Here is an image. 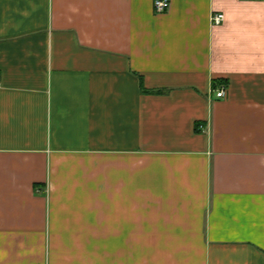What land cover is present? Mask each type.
Masks as SVG:
<instances>
[{"label":"crops","instance_id":"obj_1","mask_svg":"<svg viewBox=\"0 0 264 264\" xmlns=\"http://www.w3.org/2000/svg\"><path fill=\"white\" fill-rule=\"evenodd\" d=\"M0 81V264H264V0H0Z\"/></svg>","mask_w":264,"mask_h":264},{"label":"built area","instance_id":"obj_2","mask_svg":"<svg viewBox=\"0 0 264 264\" xmlns=\"http://www.w3.org/2000/svg\"><path fill=\"white\" fill-rule=\"evenodd\" d=\"M170 6V0H154V9L156 12H164L166 11ZM224 14L223 13H216L212 16V21L215 24H219L224 20ZM1 83V81H0ZM226 94L225 89L221 88L217 92L218 97H224Z\"/></svg>","mask_w":264,"mask_h":264},{"label":"trees","instance_id":"obj_3","mask_svg":"<svg viewBox=\"0 0 264 264\" xmlns=\"http://www.w3.org/2000/svg\"><path fill=\"white\" fill-rule=\"evenodd\" d=\"M141 85H143L142 79H141Z\"/></svg>","mask_w":264,"mask_h":264}]
</instances>
